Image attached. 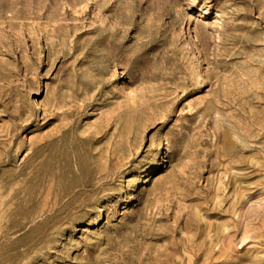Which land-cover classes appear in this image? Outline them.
I'll use <instances>...</instances> for the list:
<instances>
[{
    "label": "rangeland",
    "instance_id": "374dc122",
    "mask_svg": "<svg viewBox=\"0 0 264 264\" xmlns=\"http://www.w3.org/2000/svg\"><path fill=\"white\" fill-rule=\"evenodd\" d=\"M0 264H264V0H0Z\"/></svg>",
    "mask_w": 264,
    "mask_h": 264
}]
</instances>
